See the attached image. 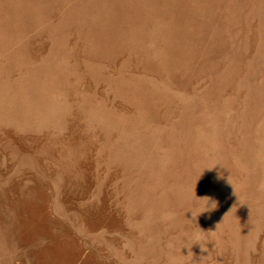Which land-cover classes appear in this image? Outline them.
<instances>
[{"label": "rangeland", "instance_id": "obj_1", "mask_svg": "<svg viewBox=\"0 0 264 264\" xmlns=\"http://www.w3.org/2000/svg\"><path fill=\"white\" fill-rule=\"evenodd\" d=\"M0 264H264V0H0Z\"/></svg>", "mask_w": 264, "mask_h": 264}]
</instances>
